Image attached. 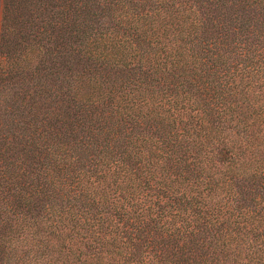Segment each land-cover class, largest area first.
Segmentation results:
<instances>
[{"label":"trees","instance_id":"1","mask_svg":"<svg viewBox=\"0 0 264 264\" xmlns=\"http://www.w3.org/2000/svg\"><path fill=\"white\" fill-rule=\"evenodd\" d=\"M0 264H264V0H0Z\"/></svg>","mask_w":264,"mask_h":264}]
</instances>
